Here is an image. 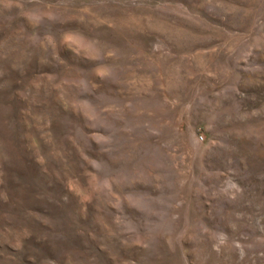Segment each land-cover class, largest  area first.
Listing matches in <instances>:
<instances>
[{"label":"rangeland","instance_id":"rangeland-1","mask_svg":"<svg viewBox=\"0 0 264 264\" xmlns=\"http://www.w3.org/2000/svg\"><path fill=\"white\" fill-rule=\"evenodd\" d=\"M0 264H264V0H0Z\"/></svg>","mask_w":264,"mask_h":264}]
</instances>
